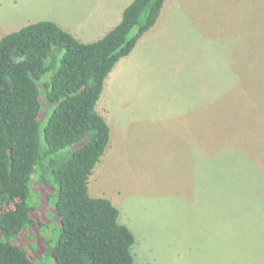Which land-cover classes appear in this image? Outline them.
Returning a JSON list of instances; mask_svg holds the SVG:
<instances>
[{"label":"rangeland","instance_id":"rangeland-1","mask_svg":"<svg viewBox=\"0 0 264 264\" xmlns=\"http://www.w3.org/2000/svg\"><path fill=\"white\" fill-rule=\"evenodd\" d=\"M28 1L0 0V38L51 21V0ZM156 35L108 86L88 193L119 210L135 264H264V0H170Z\"/></svg>","mask_w":264,"mask_h":264},{"label":"trees","instance_id":"trees-1","mask_svg":"<svg viewBox=\"0 0 264 264\" xmlns=\"http://www.w3.org/2000/svg\"><path fill=\"white\" fill-rule=\"evenodd\" d=\"M165 1L133 0L91 43L51 21L0 38V264H135V236L119 210L88 193L110 140L96 105ZM41 202L51 208L49 223L34 218ZM24 234L34 243L21 244Z\"/></svg>","mask_w":264,"mask_h":264},{"label":"crops","instance_id":"crops-1","mask_svg":"<svg viewBox=\"0 0 264 264\" xmlns=\"http://www.w3.org/2000/svg\"><path fill=\"white\" fill-rule=\"evenodd\" d=\"M132 1L133 0H51V5L42 4L46 2H41L40 4L52 7L51 22L70 33L80 42L91 43L104 37L121 21L123 11ZM178 1L179 0H176L177 3ZM168 2H170V0L164 2L155 25L138 40L129 56L122 58L105 79L103 91L101 93L102 96L99 98V103L97 102L96 111L109 127L110 114L108 112L102 114L99 112L102 110V101L106 102V94L110 92L111 87L108 86L115 80H119L126 69L129 70L133 60H135L137 64H148L152 56L146 49L150 44L161 47L159 36L156 35V30L161 25L163 13ZM10 3H12V7H15L18 0H10ZM26 7L31 9V7L35 8L36 5L33 4L30 6L29 1L26 0ZM112 102H114V100L109 99V108H112Z\"/></svg>","mask_w":264,"mask_h":264}]
</instances>
